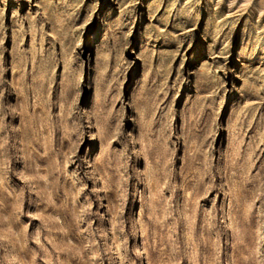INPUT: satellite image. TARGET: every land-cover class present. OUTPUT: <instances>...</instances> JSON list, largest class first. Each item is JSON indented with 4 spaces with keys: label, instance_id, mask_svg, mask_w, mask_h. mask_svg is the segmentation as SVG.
<instances>
[{
    "label": "rangeland",
    "instance_id": "1",
    "mask_svg": "<svg viewBox=\"0 0 264 264\" xmlns=\"http://www.w3.org/2000/svg\"><path fill=\"white\" fill-rule=\"evenodd\" d=\"M0 264H264V0H0Z\"/></svg>",
    "mask_w": 264,
    "mask_h": 264
}]
</instances>
